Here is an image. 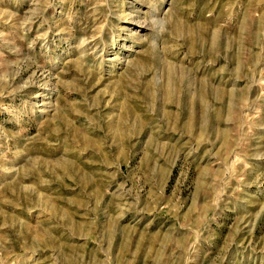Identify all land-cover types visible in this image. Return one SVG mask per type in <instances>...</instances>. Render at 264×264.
Returning <instances> with one entry per match:
<instances>
[{"label":"rangeland","instance_id":"rangeland-1","mask_svg":"<svg viewBox=\"0 0 264 264\" xmlns=\"http://www.w3.org/2000/svg\"><path fill=\"white\" fill-rule=\"evenodd\" d=\"M0 264H264V0H0Z\"/></svg>","mask_w":264,"mask_h":264}]
</instances>
